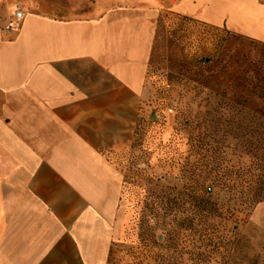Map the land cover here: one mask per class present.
Returning <instances> with one entry per match:
<instances>
[{
	"label": "crops",
	"instance_id": "1",
	"mask_svg": "<svg viewBox=\"0 0 264 264\" xmlns=\"http://www.w3.org/2000/svg\"><path fill=\"white\" fill-rule=\"evenodd\" d=\"M163 10L264 43V0H0V264H108L123 241L109 155L131 141Z\"/></svg>",
	"mask_w": 264,
	"mask_h": 264
},
{
	"label": "rangeland",
	"instance_id": "2",
	"mask_svg": "<svg viewBox=\"0 0 264 264\" xmlns=\"http://www.w3.org/2000/svg\"><path fill=\"white\" fill-rule=\"evenodd\" d=\"M140 110L108 264H264V43L163 10Z\"/></svg>",
	"mask_w": 264,
	"mask_h": 264
},
{
	"label": "built area",
	"instance_id": "3",
	"mask_svg": "<svg viewBox=\"0 0 264 264\" xmlns=\"http://www.w3.org/2000/svg\"><path fill=\"white\" fill-rule=\"evenodd\" d=\"M23 17H24L23 11L19 8L18 5H16L11 18L9 19V21L6 25V29L12 30V31H18L20 26H21ZM165 88H166L165 91H167L169 88V85H165ZM164 100H165V97L162 98L161 103L156 107V111H155L156 120L161 121V122L167 121L169 118V114L173 111L171 107H168V106L162 107L161 106L163 104ZM109 157H110V160L113 163H115V165L117 167H119L122 170L125 169V166H124L125 161L124 160H126V158H125V156H123L122 152L114 151L109 155ZM139 167L141 169H145V168H147V164L142 162L139 164Z\"/></svg>",
	"mask_w": 264,
	"mask_h": 264
}]
</instances>
